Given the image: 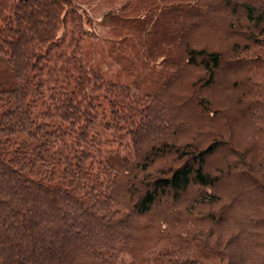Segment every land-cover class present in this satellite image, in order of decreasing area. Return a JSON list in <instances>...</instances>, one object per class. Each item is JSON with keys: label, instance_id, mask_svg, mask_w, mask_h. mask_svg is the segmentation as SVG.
<instances>
[{"label": "trees", "instance_id": "1", "mask_svg": "<svg viewBox=\"0 0 264 264\" xmlns=\"http://www.w3.org/2000/svg\"><path fill=\"white\" fill-rule=\"evenodd\" d=\"M97 1L0 0V264H264V0H121L108 73Z\"/></svg>", "mask_w": 264, "mask_h": 264}, {"label": "rangeland", "instance_id": "2", "mask_svg": "<svg viewBox=\"0 0 264 264\" xmlns=\"http://www.w3.org/2000/svg\"><path fill=\"white\" fill-rule=\"evenodd\" d=\"M120 7L121 0L113 2L99 0L86 6V10L92 18L91 30L94 36L84 38L81 43L84 48L91 51L92 62H97L101 70L107 73L113 71L114 66L108 64L106 46L115 38L108 30V26L103 22L104 14L114 11V13L121 14V16L125 17L127 13H123ZM128 259V256L124 257V261Z\"/></svg>", "mask_w": 264, "mask_h": 264}]
</instances>
